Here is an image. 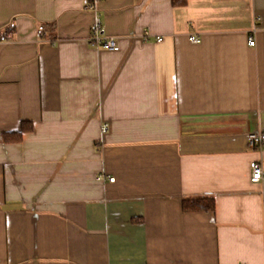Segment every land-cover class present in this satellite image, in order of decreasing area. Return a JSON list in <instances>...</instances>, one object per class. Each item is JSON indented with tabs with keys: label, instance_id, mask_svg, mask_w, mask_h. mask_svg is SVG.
<instances>
[{
	"label": "crops",
	"instance_id": "0c3cea01",
	"mask_svg": "<svg viewBox=\"0 0 264 264\" xmlns=\"http://www.w3.org/2000/svg\"><path fill=\"white\" fill-rule=\"evenodd\" d=\"M177 3L0 0V264H264V0Z\"/></svg>",
	"mask_w": 264,
	"mask_h": 264
},
{
	"label": "built area",
	"instance_id": "2783aa9c",
	"mask_svg": "<svg viewBox=\"0 0 264 264\" xmlns=\"http://www.w3.org/2000/svg\"><path fill=\"white\" fill-rule=\"evenodd\" d=\"M88 8L91 11L96 12V6H95V2L93 4H87ZM95 22V26L94 29L91 33V37L89 38V44L96 49H106L108 51H118L119 48V44L116 38L114 37H108L105 34L104 28L102 27V23L99 20V18L97 17ZM16 28V24L15 23H11V25L7 28L6 32H1L0 33V41L1 42H5V43H10L12 42L13 38V32ZM45 33H46V27L43 25H40V27L37 30V35L39 38H41L42 40L45 39ZM162 38H158V41H162ZM189 40L192 44L194 45H198L201 43V38L192 35L189 37ZM250 46L254 47L255 46V42L253 39H251L249 41ZM108 130V126L105 125L103 127V132H106ZM247 144L249 145L250 149L253 150H264V132H259V133H255V134H250L248 136L247 139ZM250 172H251V183L253 184H260V183H264V168L262 163L259 162H252L250 165ZM97 180L99 182H103V181H108L110 183H114L115 179L111 178V177H106L105 175H99L97 177Z\"/></svg>",
	"mask_w": 264,
	"mask_h": 264
},
{
	"label": "trees",
	"instance_id": "16d2710c",
	"mask_svg": "<svg viewBox=\"0 0 264 264\" xmlns=\"http://www.w3.org/2000/svg\"><path fill=\"white\" fill-rule=\"evenodd\" d=\"M177 3V0H174V3ZM178 4V3H177ZM28 125H24L23 131L18 135V141L21 140V135L25 132H28L30 130V127H27ZM183 210L185 212H213L215 211L216 203L213 199L210 198H197V199H189L184 200L183 202Z\"/></svg>",
	"mask_w": 264,
	"mask_h": 264
}]
</instances>
